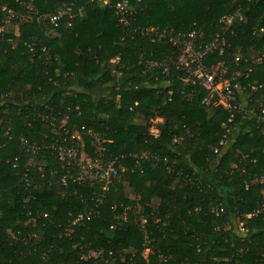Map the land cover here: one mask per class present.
Here are the masks:
<instances>
[{
	"label": "trees",
	"instance_id": "1",
	"mask_svg": "<svg viewBox=\"0 0 264 264\" xmlns=\"http://www.w3.org/2000/svg\"><path fill=\"white\" fill-rule=\"evenodd\" d=\"M128 1L134 10L130 26L98 0H0V7L25 14L23 4L29 3L39 14L74 3L77 13L71 26L56 29L33 20L22 22L19 34L0 32V119L5 120L0 125V264H264V220L249 221L245 242L234 227L237 214L252 211L262 199L260 187L251 182L264 173V122L239 115L230 126L229 145L221 147L228 113L207 109L205 92L185 85L183 72L173 70L167 82L140 64L178 54L170 44L152 42L143 29L197 28L210 40L221 31L225 15L239 12L244 20L226 33L224 52L210 53L205 63L225 62L232 70L241 56L242 71L253 67L249 81L262 85L248 98L262 113L264 59L256 60L264 55V0ZM4 21L0 8V28ZM30 42L46 46L47 54L31 56ZM42 115L56 116L70 131L85 126L112 141L109 158L152 152L167 161L142 160L143 171H133L134 162L128 161L129 170L98 208L101 215L67 238L63 226L96 209L92 198L99 187L57 184L52 175L60 170L57 159L30 156L20 147L21 137L39 143L47 133L51 139L53 127ZM156 118L163 123L153 137ZM18 156L22 161L14 168ZM128 188L135 199L127 196ZM138 205L148 218L146 233ZM221 206L225 212L219 217L213 208ZM33 233L38 235L34 243L22 240ZM96 248L102 257L90 258Z\"/></svg>",
	"mask_w": 264,
	"mask_h": 264
},
{
	"label": "built area",
	"instance_id": "2",
	"mask_svg": "<svg viewBox=\"0 0 264 264\" xmlns=\"http://www.w3.org/2000/svg\"><path fill=\"white\" fill-rule=\"evenodd\" d=\"M98 1L102 2L104 7H110L115 11L121 24L124 26L131 25L134 10L128 0L119 1L116 4L111 3V0ZM23 5L27 9L26 14L18 12L6 4L0 7L5 16L4 27L0 28V32L5 31V25L9 24L12 20H20L22 22L37 20L48 23L57 29L65 23L71 26L72 20L77 16L74 10V3L63 4L54 11L44 14H39L32 3ZM243 20L244 17L239 12L225 15L220 21L221 31L211 36L210 40H206L204 32L197 28L190 31H178L174 28L148 27L142 30L143 34L151 36L152 42L170 44L178 49V54L176 55H169L160 60L149 59L140 61V64L145 67L148 73L155 75L156 79H159L161 75L168 82V78H170L173 70L183 72L184 77L182 81L185 85L194 86L205 92L206 95L202 103L207 109H223L228 113L227 123L224 124L227 132L223 134L222 140L219 142V145L224 148L229 145L228 134L230 126L236 125L239 115H250V117H257L258 121L264 122L263 105L260 106L263 108L261 113L258 107H250L251 99H248L252 94L250 92L262 87V85H258L257 81H249L253 67H248L245 71H242L243 69L240 65L242 61L241 56L236 57V66L232 70L228 68L225 62H219L212 66L205 63L210 53L218 51L222 54L224 52L228 44L225 38L226 33L235 22ZM124 39L125 37L122 38V40ZM27 47L28 53L31 56H36L39 53L45 55L48 52L46 46L38 48L34 42L28 43ZM263 59L264 55L259 56L256 62H260ZM114 62L118 64L120 58H117ZM168 94L172 95L173 91H168ZM118 99H120V96H118ZM40 118L43 122L50 120L49 125L53 127L51 139L47 140V133H44V137L41 138L39 143H32L29 139L21 137L18 140L20 147L30 156L45 157L50 155L57 159L58 164H60V170L52 172L57 184L98 185L99 187L97 197L92 198V201L96 202V209H90L72 216L67 224L63 226L61 235L67 238H72L81 228H89V224L93 219L101 215L98 208L109 198L115 184L120 182L123 172L129 170L127 166L128 161L134 162L135 168L133 167V171L136 169L143 171L141 169V162L145 159L156 163L167 161V159H163L160 155L152 152L130 155L120 154L109 158L107 144L112 141L100 137L85 126L70 131L65 127V124H58L56 116L49 117L48 115H42ZM151 122L150 135L158 137L163 119L156 118ZM4 124L5 120L0 119V125L3 126ZM9 131L6 132V135H9L10 139H12ZM85 136H88V138H85ZM174 142L177 143L178 139H175ZM213 150L218 152L219 148H213ZM20 161H22L21 157L15 158L14 168H18ZM32 161L26 165L27 172L29 171L28 164L34 163ZM252 184L260 187L262 199L255 209L247 213H238L234 220V227L242 242H245L248 238L250 232L249 221L264 220V173L256 175L251 182ZM135 198L136 195L131 199ZM136 210L140 229L146 233L148 218L143 214L141 206L138 205ZM213 212L221 217L225 212V208L223 206L218 209L213 208ZM44 217H48V215L45 214ZM115 227L116 225L111 226L112 229ZM37 238V233H33L27 237H23L22 240L25 243H34V239ZM146 239V244H149L150 240L148 236H146ZM102 254V250L96 248L90 252L89 257L97 259L102 257ZM107 262L109 261L107 260Z\"/></svg>",
	"mask_w": 264,
	"mask_h": 264
},
{
	"label": "rangeland",
	"instance_id": "3",
	"mask_svg": "<svg viewBox=\"0 0 264 264\" xmlns=\"http://www.w3.org/2000/svg\"><path fill=\"white\" fill-rule=\"evenodd\" d=\"M21 23H22V21H20V20H19V22L18 21L14 22L12 20L9 24L5 25V31H9V32H13V33L19 34L18 33L19 32V26H20ZM210 112H212V111H210ZM126 193H127V196L130 197V198H134L135 197V193H134V191L131 188H128L126 190ZM149 252H150V250L146 249L144 251V256L147 257Z\"/></svg>",
	"mask_w": 264,
	"mask_h": 264
}]
</instances>
